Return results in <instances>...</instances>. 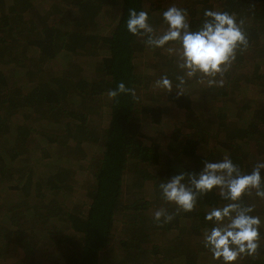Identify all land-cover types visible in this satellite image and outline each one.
<instances>
[{"label":"trees","instance_id":"16d2710c","mask_svg":"<svg viewBox=\"0 0 264 264\" xmlns=\"http://www.w3.org/2000/svg\"><path fill=\"white\" fill-rule=\"evenodd\" d=\"M36 2L0 0V66H30L28 78L20 84L10 81L0 68V264H140L143 257V264H208L213 257L203 245V235L214 225L205 217L212 208L228 203L218 190L198 198L192 212H182L158 226L149 215L154 203L137 191L134 200L125 204V180L128 170H136V186L141 190L152 182L155 201L173 213L175 205L161 197V182L182 172L198 174L204 161L218 162L225 156L245 174L262 161L264 0H191L182 8L193 31L202 25L205 10L235 14L238 21H244L249 41L222 87L189 81L184 95L175 89L176 76L181 74L175 57L161 55L127 30L129 9H135L146 11L153 28L163 32L156 29L158 9L151 0H54L50 11L42 15L34 9ZM101 14L111 22L106 35L97 30L103 28ZM30 48L37 51V58L29 56ZM149 49L155 68L167 59L173 90L160 95L152 92L149 101L143 102L139 90L149 87L152 79L140 76L136 61ZM90 59L96 66L93 78L84 76ZM56 61L63 64L60 72L50 67ZM249 65L255 66L254 76L247 75ZM41 72L52 76L36 81ZM121 82L135 90L136 98L130 94L108 97V91ZM250 89L260 97L249 96ZM242 94H248L244 104L248 99ZM100 99L105 103L99 108L106 109L100 113L107 120L101 139L91 135L89 119ZM89 101H97V106ZM229 111L237 114L232 120L227 117ZM174 114L181 120L173 122L167 136L158 129L149 137L143 132L142 121L152 128L163 126ZM51 123L60 126L52 131ZM83 143L96 149L95 157L86 160L88 185L84 181L83 186L79 182L75 186L73 167L63 164L67 158L57 151L51 154L50 147H67V155H77L69 150H74L73 145L79 150ZM33 149H39L40 156L30 159ZM75 188L82 193L79 197L74 196ZM68 199L70 205L65 202ZM242 203L254 206L251 215L264 219V199L253 192ZM122 223L121 233L127 237L120 247L125 254L110 261ZM259 232L256 255L243 256L236 264H264V229L260 227ZM160 235L172 239L169 251L176 256L180 248H189L186 242L199 239L200 243L185 252L184 258L157 261L159 245L152 238H159L163 245Z\"/></svg>","mask_w":264,"mask_h":264},{"label":"clouds","instance_id":"9594fccd","mask_svg":"<svg viewBox=\"0 0 264 264\" xmlns=\"http://www.w3.org/2000/svg\"><path fill=\"white\" fill-rule=\"evenodd\" d=\"M188 13L175 5L163 12V22L167 26L158 33L149 23L146 11L129 9L127 30L143 40L153 49H164L175 57L180 70L175 85L178 95H184L189 81L207 82L208 86L222 87L225 75L236 61L237 55L249 47L244 30V21L237 20L235 14L226 11L205 10L202 25L195 31L190 29ZM164 92H172L173 83L165 75L155 82ZM121 94L136 98V92L123 82L107 95L114 99ZM264 161H258L250 174L243 173L232 160L225 156L221 161H204L197 173H180L159 184L161 197L165 203L175 205L169 213L164 207L154 212L158 226L170 223L180 213H190L200 197L218 190L222 200L228 201L222 207H214L206 214V221L213 227L203 235V245L214 260L221 264H236L243 256H254L259 248L261 220L251 215L254 206L242 203L243 197L252 195L264 199Z\"/></svg>","mask_w":264,"mask_h":264},{"label":"rangeland","instance_id":"374dc122","mask_svg":"<svg viewBox=\"0 0 264 264\" xmlns=\"http://www.w3.org/2000/svg\"><path fill=\"white\" fill-rule=\"evenodd\" d=\"M152 2H154V7H156L158 9V11H156V20L158 21V25L156 29H159L158 31H164L165 29L163 28V26L167 27L164 22H163V12L166 11L169 7L175 5L176 7L182 9L183 7L186 6V4L191 1V0H151ZM54 3V0H37L36 2V5L34 7V9L36 10V12L40 13L42 15V13H46L48 11H50L51 9V6L50 4ZM197 3V2H196ZM195 3V4H196ZM61 8H64V4L61 3ZM105 8H108L109 7H106ZM99 23L102 24L103 28H98V32L100 31L103 35H106L110 32V30L108 29L109 27V23H111L109 20H108V17L104 14H101V17L99 18ZM34 48H30V51H29V56L31 58H37L38 56V53L37 51L33 50ZM156 51H159L161 55H164V56H168L167 55V52L164 50V49H156ZM170 57V55H169ZM256 58H259L258 56ZM155 57H154V53L149 49V50H146L143 55H139L138 58H137V61H136V64H137V71L140 72V76L143 75V77H145V75L150 78L151 82L148 84L149 87H147L146 89H140L139 90V97L140 99H142L143 102H148L149 98H151L152 96V92H155V94H161L163 90L157 88L155 86V82L157 80H159L162 76H167L168 74V66H167V59L164 58L163 61L159 62L161 63L162 65L159 66V67H156L155 68ZM258 62V61H257ZM78 62H74L73 65H77ZM48 67V65H44V67ZM50 67L52 70H54L55 72H60L63 68V64L62 62H59V61H56L55 64L51 63L50 64ZM95 65H94V60H91L90 59V64H89V68L88 70L85 71L84 73V76H88V77H91L93 78L94 76V70H95ZM254 65H249V67H246L247 68V75H251V76H254ZM0 68L2 69V71H4L5 75L8 76L9 80L10 81H13V83H18L20 84L21 81H24L25 80L23 78L27 77V71L28 69H30V66L28 68L24 67H17L15 69H13V65H6V66H3L1 65ZM161 68V69H160ZM242 69V68H240ZM246 72V70H244V73ZM254 72V73H253ZM51 74V73H50ZM49 73L47 72H41L39 74H37V80L36 81H47L52 75H50ZM93 76V77H92ZM250 76V77H251ZM22 79V80H21ZM172 81H174V79H172ZM147 84V83H146ZM145 84V85H146ZM205 85V84H204ZM250 88L253 89L254 87L252 85H250ZM250 89V92L248 93L249 96H251L252 94L254 95V97L252 98H255V95L260 97L259 95H257L253 90ZM247 94V95H248ZM243 96H245L247 98V95L245 94H242ZM248 99V98H247ZM259 99V98H258ZM238 100V99H237ZM242 100V99H240ZM248 100H243V104L245 102H248ZM88 103H90V105L92 104H95L97 106V101H89ZM102 103V105H104L105 101L104 99H100L98 100V107H95V108H91V117L89 118L91 120V135L92 136H95V137H99L100 139L103 137V131L105 130V128L107 127V120L105 118V115H101L100 112L103 113V111L105 112V108L102 107L103 109L101 110V108H99L100 104ZM163 105V103H161ZM234 111H229L228 112V115L227 117L229 118V120H232L234 117V115H237V114H233ZM175 115V114H174ZM174 119L171 121L169 120L168 123L164 124L163 126H157V127H154L152 128V124H147V122H144L142 121V125H144L143 127V132L146 134V136H151L155 129H158V130H162V132L167 136L168 133L173 129V122L174 124H177L179 123V121L181 120V116L179 117V115H175V116H172ZM61 124V123H60ZM147 124V125H146ZM49 126V129L52 130V131H56L54 130L55 128H58L60 125L59 124H55V123H51V124H48ZM184 132H187V129L186 130H183ZM71 142V141H70ZM165 142V141H164ZM86 143V142H85ZM81 144V146L79 147V150H76V145H73L74 147V150L71 148L69 150V152H75L77 155H67L65 152H64V149H66L67 147H60L59 150H56V148L54 146H51L50 147V152L51 154H56V151L59 153L58 155H63L65 156L67 159L65 160V162L63 164H66V165H71L73 168V170L75 171V186L77 185V182H79V184L81 186H83V182L85 181V185H88V178H90V173H89V170H88V167H87V163H86V160L92 158V157H95V154H93V152L96 151V149L93 147V146H90L89 143L88 144ZM91 144V143H90ZM93 145V144H91ZM211 145V144H210ZM208 147L207 146H203L202 149H207ZM37 156H40V151L39 149H33L31 151V157L30 159H33ZM85 160H84V158ZM78 161V162H77ZM262 161H264V158L262 159ZM50 162V161H49ZM57 163V162H56ZM131 170V169H130ZM128 170V176H126V183H125V199H124V202L125 204H127L129 201H133L134 198H135V193L137 191V194L140 196L142 195L141 197L145 200H148V201H151L153 202V209L150 210L149 212V215H151V217H154V212L156 210H158L160 208L161 205H163V202H160L157 203L155 198H156V194L154 192V189L152 187V182H148L145 187L143 189L140 190V188H138V186H136V180L138 178H135L137 175L134 173L135 171L133 170ZM135 174V175H134ZM88 179V180H87ZM74 196L76 197H79V194H82L81 191L77 188H75V191H74ZM141 192V193H140ZM9 198V201H13L14 199H12V195L10 193H7L6 194ZM137 196V195H136ZM75 199V198H74ZM76 200H79V199H76ZM156 200V201H155ZM8 201V202H9ZM70 199L66 200V204L67 205H70ZM120 219H121V216H120ZM123 223L119 225V231L117 234H115V239H114V243H113V254H112V257L110 256V261L114 260V257H115V260H120L121 258L124 257V254H125V250L122 249V247H120V242L122 240H126L125 238L127 237L125 233H121L122 232V229L120 230V227H122ZM260 227H262L264 229V219H262L261 221V225ZM125 228V227H124ZM121 233V234H120ZM187 233V232H186ZM156 235V234H155ZM187 235V234H185ZM161 236V235H160ZM171 237V236H170ZM155 240L154 244H157L159 245L158 247V255L156 256V260L159 261V260H163L164 258H172V259H176V258H184L182 256H184L185 252H188L191 251L192 249V246L193 245H197L198 243H200L199 239L195 241L193 240V242H186L185 244H187V246H189L188 249L185 248H180V255L176 256V254L174 255V253L172 254V252L169 251V245L171 244L170 241L172 240L171 238H169L168 236L164 235V236H161V243L163 245H161L159 243L160 239L159 238H152ZM157 242V243H156ZM175 244V242L173 243V245ZM174 248V247H173ZM146 249V248H145ZM115 250V251H114ZM105 260H106V257H105ZM108 260V259H107ZM108 260V261H109ZM140 260H142L140 262V264H143L146 260L145 257L143 258H140ZM211 262L213 263L214 262V259H208V264H211Z\"/></svg>","mask_w":264,"mask_h":264}]
</instances>
